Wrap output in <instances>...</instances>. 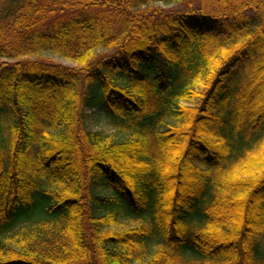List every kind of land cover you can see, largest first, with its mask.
Returning a JSON list of instances; mask_svg holds the SVG:
<instances>
[{
    "label": "trees",
    "instance_id": "obj_1",
    "mask_svg": "<svg viewBox=\"0 0 264 264\" xmlns=\"http://www.w3.org/2000/svg\"><path fill=\"white\" fill-rule=\"evenodd\" d=\"M0 264H264V0H0Z\"/></svg>",
    "mask_w": 264,
    "mask_h": 264
},
{
    "label": "rangeland",
    "instance_id": "obj_2",
    "mask_svg": "<svg viewBox=\"0 0 264 264\" xmlns=\"http://www.w3.org/2000/svg\"><path fill=\"white\" fill-rule=\"evenodd\" d=\"M156 8H161L167 12H177L181 11L183 9L182 6L178 4H169L165 5L163 3H158L155 5ZM112 52H108L106 50H99L98 55H111ZM33 60H40L43 62H48L56 65H62L67 68H77L79 67L75 62L64 59L58 55L52 54V53H43L39 57H33ZM1 62H4L1 60ZM86 117H87V123L90 130L94 132H100L102 134L108 135V136H114L116 135L115 129L111 126L110 119L106 115V113L100 109L96 111L88 110L86 111ZM121 136H117L115 139H120ZM97 194L106 197L111 198L113 197V194L111 191L107 190H99L97 191ZM147 222L146 219H141L139 221L135 222H124L123 226L121 228H117V230H123L125 228H137L141 225H145Z\"/></svg>",
    "mask_w": 264,
    "mask_h": 264
}]
</instances>
